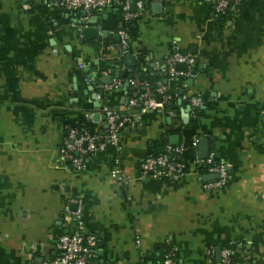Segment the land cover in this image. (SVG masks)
<instances>
[{
    "label": "crops",
    "instance_id": "obj_1",
    "mask_svg": "<svg viewBox=\"0 0 264 264\" xmlns=\"http://www.w3.org/2000/svg\"><path fill=\"white\" fill-rule=\"evenodd\" d=\"M44 1L54 0H0V264H41L56 255L59 236L76 231L65 217L75 200L80 232L96 240L94 264H151L167 251L174 264H217L224 246L232 264H263L264 0L220 16L214 0H111L84 13L85 21L81 11ZM122 1L136 18L123 20ZM85 28L97 33L83 35ZM122 29L128 40L120 55ZM174 49L195 61L186 82L199 103L195 113L177 98L153 111L128 109V81L158 77L164 84ZM126 56L133 66L123 63ZM101 104L129 121L115 149L93 153L72 171L58 159L62 139L71 127L103 131ZM199 139L225 165L219 189L202 186L211 180L194 163V156L204 159ZM165 146L182 148L181 175L138 178L139 163Z\"/></svg>",
    "mask_w": 264,
    "mask_h": 264
},
{
    "label": "built area",
    "instance_id": "obj_2",
    "mask_svg": "<svg viewBox=\"0 0 264 264\" xmlns=\"http://www.w3.org/2000/svg\"><path fill=\"white\" fill-rule=\"evenodd\" d=\"M111 0H54L44 1L46 6L53 5L59 9L69 11H81L85 15L98 12ZM198 1V0H193ZM246 0H214L213 14L215 16L224 15L231 7H236ZM134 6L137 10H143L144 5L141 2H135ZM124 21L136 18V13H131L129 3L122 1L118 3ZM84 21L86 16L82 18ZM118 42L117 50L120 55L125 53L127 47L128 36L126 31L119 30L117 33ZM194 58L189 54L179 53L174 49L164 62L166 83L179 81L177 92L167 93L165 89L166 83H154V88L150 89V84L144 79H130L128 85L131 88V94L127 99L128 109L136 108L138 111H153L161 109L174 98L184 101L188 104L190 113L193 115L199 103L194 96L187 94L186 82L195 76ZM177 65H182L183 69H176ZM81 68V65H78ZM86 83L91 82L90 77L85 78ZM104 91H108L110 86L103 87ZM99 99V94H94ZM159 98L157 101L156 98ZM104 124V130L96 134H90L81 127H71L67 129L61 145L58 149V159L65 163V166L72 171L81 169L84 162L95 152H101L108 147L116 148L118 135L120 130L128 122V118L119 111L110 108L105 104L99 107ZM196 139L191 143L195 147ZM181 154L180 146H165L162 152L156 156L144 158L138 167V178H168L177 179L181 175ZM194 163L204 172L205 175L214 176L211 181L202 184L205 189H219L224 186L227 180V171L225 165L213 159L212 155H208L204 159H198L194 156ZM203 169V170H202ZM112 176L119 181L125 182L119 171L113 170ZM75 210L69 212L65 209L66 219H72L76 223V231L69 234L65 233L57 239L55 249L56 255L41 264H94L90 261L92 249L95 246V237L85 235L80 232V203L75 200ZM232 249L224 246L219 251V260L217 264H231ZM152 264H174L173 254L170 251L165 252L162 257Z\"/></svg>",
    "mask_w": 264,
    "mask_h": 264
},
{
    "label": "water",
    "instance_id": "obj_3",
    "mask_svg": "<svg viewBox=\"0 0 264 264\" xmlns=\"http://www.w3.org/2000/svg\"><path fill=\"white\" fill-rule=\"evenodd\" d=\"M81 16L84 17V13L81 12ZM97 33L96 29L94 28H85L82 30V34L83 35H89V36H94ZM133 59H131L130 56H126L123 59V63H125V65H130L133 66L132 64ZM176 69L181 70L183 69L182 65H177ZM108 78V79H107ZM105 85H109L110 84V79L109 77H105V81H104ZM157 101L159 100V98H156ZM171 142L170 145H176L177 144V137L173 136L172 138H170ZM197 148H198V156L199 158H205L207 156L208 153V149H207V141L206 139H199L198 143H197ZM206 180H212L214 179V176H205ZM263 264H264V260H263Z\"/></svg>",
    "mask_w": 264,
    "mask_h": 264
},
{
    "label": "trees",
    "instance_id": "obj_4",
    "mask_svg": "<svg viewBox=\"0 0 264 264\" xmlns=\"http://www.w3.org/2000/svg\"><path fill=\"white\" fill-rule=\"evenodd\" d=\"M144 80H146L150 84V86H151L150 89H153L154 88V83L155 82L158 81L159 83H162V80L159 79L158 77H146V78H144ZM164 80L166 81V76H165ZM165 81H164V83H166ZM178 86H179V81L178 80L177 81L170 82V83H166L165 84L166 92L170 94V93H172L174 91L176 93L177 92V89H178ZM175 88H177V89L175 90ZM174 102H175V100L174 99H171L167 103L166 106L173 105ZM202 174H204V172L203 171H200V175H202ZM163 254H164V252H163ZM162 255H160L158 258H156L154 261H152V263L155 262V261H157V260H159L162 257ZM231 264H232V260H231Z\"/></svg>",
    "mask_w": 264,
    "mask_h": 264
}]
</instances>
